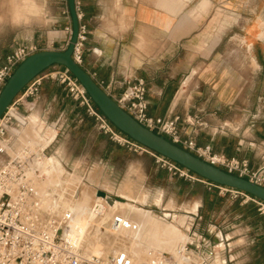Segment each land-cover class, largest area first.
<instances>
[{"label":"crops","instance_id":"obj_1","mask_svg":"<svg viewBox=\"0 0 264 264\" xmlns=\"http://www.w3.org/2000/svg\"><path fill=\"white\" fill-rule=\"evenodd\" d=\"M79 9L86 34L80 65L110 97L122 92L127 79L142 78L148 115L178 116L181 137L246 160L252 170L259 166L264 154V0H81ZM7 27L4 34L1 29ZM69 27L67 0H0V67L20 45L64 49ZM55 70L65 68L53 64L41 73ZM18 110L25 121L9 129L17 131L15 145H47L51 154L41 161L45 179L37 181L39 186L50 179L57 183L63 175L64 181L74 179L63 174L61 164L74 172L102 169L112 182L128 178L132 166L146 179L149 168L166 172L152 153L133 152L100 132L85 106L56 78L44 77L36 96L21 99ZM179 180L177 194L166 204L172 210L187 202L188 215L178 217L185 222L173 223L180 234L191 224L194 228L196 220L203 234V220L226 264H264V216L255 202L209 190L202 180L197 195H192L195 183L184 182L186 195L180 199ZM64 184L69 194L80 185V193H92L75 181ZM116 192L121 201H134L124 185ZM232 238L235 244L229 246Z\"/></svg>","mask_w":264,"mask_h":264},{"label":"built area","instance_id":"obj_2","mask_svg":"<svg viewBox=\"0 0 264 264\" xmlns=\"http://www.w3.org/2000/svg\"><path fill=\"white\" fill-rule=\"evenodd\" d=\"M80 2L81 0H74L78 19L81 17ZM68 30L71 31V27ZM85 39V29L79 25L71 54L72 59L78 64L82 61ZM35 51H37L35 45H20L6 56L0 67V89L17 64ZM48 76L67 85L73 98L78 99L85 106L87 113L94 118V124L100 132L133 152L152 153L158 167L179 177L202 180L209 190H215L219 194H229L233 197L243 195L250 198L255 202L257 212L264 216L263 200L199 176L194 178L195 173L149 150L116 129L92 102L82 85L66 69L55 70L33 77L0 116V264H172L175 261L172 255L167 257L161 252L151 253L142 263H135L123 250L86 255L81 252L80 243L73 244L65 238V231L75 215V211L70 209L68 204V200L70 201L68 196L71 197L73 194H69L62 183L38 186L37 181L45 179V174L41 172V161L51 156L47 153V145L36 146L25 141L16 146L17 131L9 132L10 128H18L25 121L24 115L18 110V102L36 96L42 79ZM146 90L142 78L127 79L124 89L114 100L141 125L163 135L172 143L212 165L264 186V154L259 166L252 170L246 160L226 157L213 152L209 146L198 145L191 138L181 137L177 125L178 116L163 118L148 115ZM186 122L191 123L189 119H186ZM61 166L65 173L76 177V174H73L76 172L66 169L62 164ZM105 211L106 201L103 197L94 200L90 205V213L95 218L102 216ZM107 224L113 232L138 229L136 223L119 213H113ZM189 229V238L192 239L177 249L185 263L226 264L209 239L196 235L192 224Z\"/></svg>","mask_w":264,"mask_h":264},{"label":"water","instance_id":"obj_3","mask_svg":"<svg viewBox=\"0 0 264 264\" xmlns=\"http://www.w3.org/2000/svg\"><path fill=\"white\" fill-rule=\"evenodd\" d=\"M71 18V33L67 46L62 50L42 49L26 56L13 69L0 89V116L19 93L36 75L53 64L63 66L85 89L87 95L108 121L119 131L145 146L149 150L176 162L197 176L206 180L232 187L264 201V186L244 177L212 165L182 147L172 143L163 135L141 125L110 97L92 76L72 59V50L79 29V20L74 0H67ZM101 197L110 195L97 190ZM111 197L119 198L118 196ZM110 201V198L107 197Z\"/></svg>","mask_w":264,"mask_h":264},{"label":"rangeland","instance_id":"obj_4","mask_svg":"<svg viewBox=\"0 0 264 264\" xmlns=\"http://www.w3.org/2000/svg\"><path fill=\"white\" fill-rule=\"evenodd\" d=\"M1 30L5 34L6 32H9L10 28L9 27L2 28ZM70 33H71V31H70ZM134 159L135 158L132 156L131 160L134 161ZM87 171L88 170H83L82 172L73 173V174H76V177L74 175H72V176H74V179H70V180L65 181V182L75 181L76 185L84 184V185H87L86 189L92 190V194L90 192H88V193L93 195L92 196L93 198L92 199L90 198V200H89L90 202L86 201L85 205H87V206H85V205L82 206L78 203V206L81 207L80 210H82V208L84 210L90 209V205L93 202V200L96 199V197H100L96 194L97 190H103L104 192H106L108 194L110 193V195L115 196L117 193L116 191L118 190L120 185H124V187L127 188V190H130L132 195H134V201H132L133 200L132 199L131 200L132 202L131 201H129V202L124 201L123 202V201H121L120 198H115V197L114 198L116 200L121 201L124 204V206L126 207L125 210H126L127 214H130V215L133 214L134 212H132V211H135V212L136 211H138V212H146L147 211V212L154 213L157 217H160L161 219L171 223L172 225H173V223L178 225V223L179 224L183 223V222L179 221L180 219L178 217H185L184 215H188V214L186 212L187 209L183 208L184 206H186L184 204H186L187 202L186 203L185 202L179 203V204L175 205V207L172 210H169L167 208V207H169V208L171 207V204H166L169 197L172 194H175V193L177 194V192L174 190L175 180L178 178L180 179L178 184H177V185H179V189H181L180 192H178L180 199H183V196L186 195V191H185L186 186H185L184 182H194L195 183V185L193 187L192 195H197L202 190V187H201V185L197 179L187 180V179H184L183 177H179L176 174H173L172 172L167 171V170L165 173L161 172L160 174H155L156 171L154 169L149 168V170H148L149 172L146 174L148 177L146 179L145 173H143L142 171H140V170H138L132 166L131 170L129 172H127L128 174L125 173V175L127 174L129 176L128 178L125 179L122 177L119 180L114 181V182H112L109 178H107L106 172L102 169H100L99 171L97 169L92 170L93 172L92 171L87 172ZM122 171L123 170H119L120 175H122V173H124ZM91 172L93 173L94 176H91ZM65 174L71 175L69 173H65ZM88 175H89V177L91 176V178L87 179ZM193 176H194V178L198 177L196 174H194ZM62 178L64 179V175L62 176ZM63 179L61 181H58L57 183L64 184L65 182ZM95 184H97V186H94ZM64 186H65V184H64ZM66 187L67 186H65V189L67 191ZM81 187H82L81 185L73 187L72 191H70V194L71 195L73 194V195L71 197H70V195L68 196V199H70V201L68 200L69 206H72V203H74V202L76 203V201L80 197H82V195L84 194V193H80ZM108 190H109V192H108ZM239 196H241L240 200H245V202H247V203L248 202L254 203V201H252L250 198L243 196V195H238V196H235L234 198H237ZM184 201H187V200H184ZM80 210L78 211L79 213L77 212V214H80V212H81ZM77 214H76V217L73 218L72 221L70 222L69 227L66 229L67 233H65V234H66V236H68L70 238L78 236L79 242L81 244L80 245L81 252L85 253L86 255L96 254V253H92V252H97V251L93 250L91 248V246H92L91 241H90V238L92 237L91 235H93V233L95 231L96 235L99 234V237L102 238L103 234L106 232V230L108 228V226L106 225L108 220L107 221H106V219L101 220L99 225H98V229L97 228L95 229V227H93V226L87 227V228H85V226H83L84 228L80 229V231H77L78 230L77 227H79V225L76 224L77 221H75L78 218ZM92 218L96 219L95 217H92ZM74 222H76V223H74ZM195 223L196 224H195L193 230L195 231L196 235H199V237L209 239L211 241L214 234L210 233L209 231H206V228L208 227V225H207L208 222L206 223L203 220L200 222V226L202 228L203 227L205 228L204 231L202 230L204 232L203 234L201 232H199V231H201V229L198 230V228H197V220L195 221ZM177 225H175V226L178 227ZM85 229L86 230L88 229L87 233L84 231ZM89 229H91V230H89ZM183 235L184 234L182 233L181 236H179L178 238L175 239L173 237L172 239H170L172 241L167 243L165 248H163L164 250L162 249V250H160V252L165 253L167 257L172 255L167 248H169V247L173 248V246L177 247V245L180 243V241L179 242H176V241L179 240L180 237H183ZM185 235L186 236L184 237V239H185L184 243L187 242L188 240L192 239V238H189L190 235L188 233V229H187V233H185ZM187 237H188V239H187ZM233 240H234V238L229 239V241H228V242H230L229 246H233L235 244V241L232 242ZM171 242H173V243H171ZM226 243H227V241H225L224 244L226 245ZM212 244L213 245L218 244L217 246H219V242H216V241H215V243L212 242ZM112 245L111 244L110 245L104 244V247H103L104 249L101 250V253L102 254H108L112 251H115V247H114V245L113 246ZM102 246H103V244H102ZM146 246H148V245L145 244L143 246V248L145 247V249H146ZM216 250L218 251V247H216ZM151 253L157 254L159 252L152 249ZM141 255L144 256V257H142L143 261L148 259V257H149V255L146 253L145 254L142 253ZM215 264H218V262H216Z\"/></svg>","mask_w":264,"mask_h":264},{"label":"bare ground","instance_id":"obj_5","mask_svg":"<svg viewBox=\"0 0 264 264\" xmlns=\"http://www.w3.org/2000/svg\"><path fill=\"white\" fill-rule=\"evenodd\" d=\"M41 172H43L42 167H41ZM54 173H57V172H54ZM51 182H52V179H50V181L48 183L45 182L44 185L50 184ZM40 187H42V186H40ZM86 192L82 195V197H80L76 201L77 204L74 202V203H72V206H70V209L75 211V215L73 218L76 217L77 212L81 208L78 206V203L83 206L86 204V201L88 202L90 200V198H93V197H91V194H92L91 192H90L91 194L86 193ZM107 197L110 198V201L107 199ZM107 197H103V199H105V201H106V211L104 212V215L99 217V218L93 219L92 218L93 216L90 213V209L84 210L82 208V210H80L81 212H80V214H77L78 218H77V220H75V221H77V223L74 222V223L79 225V227H77V229H78L77 231H80V229L84 228L83 226H85V228L93 226V227H95V229L96 228L98 229V225H99L100 221L103 219H106V221H107L113 213H119L122 216H124L125 218L129 219L131 222L136 223L138 225V229L137 230H120L118 232H113L110 230L109 225L107 224L108 222H107L106 225L108 226V228H107L105 233L103 232L104 234H103L102 238L99 237V234L96 235L95 231H94L93 235H91L92 237L91 238L89 237L91 244H92L91 248L93 250L97 251V252H92V253L99 254V253H101V250L104 249L103 248L104 244H107V245L113 244L115 247V250H123L133 259V261L135 263L136 262L142 263L143 262L142 257H144L141 255L142 253L143 254L146 253V254L150 255L152 249L160 252V250L165 248L167 243L172 241L170 239H172L173 237L176 239L179 236H181V234L177 231L175 226H173L171 223L161 219L160 217H157L154 213L147 212V211L146 212L136 211L137 212L136 213L135 211L131 210L136 215L134 213H133L134 215L133 214H131V215L127 214L126 210H125L126 207L124 206V204L121 201L116 200L109 195H107ZM98 198H101V196L96 197V199H98ZM96 199H94V200H96ZM85 206H87V205H85ZM183 222H185V221H183ZM89 230H91V229H89ZM84 231L87 233L88 229L87 230L85 229ZM65 233H67V232L65 231ZM64 235H65V238L68 241H70L71 243H73V244L80 243L78 236L70 238V237L66 236V234H64ZM185 236L186 235L184 234L183 237H180L179 240L176 241V242L180 241V243L177 245V247L173 246V248H171V247L167 248L175 260L174 262H172V264H188V263H185L184 260L182 259V257L177 253L178 247L180 245H182L185 241V239H184ZM187 239H188V237H187ZM171 243H173V242H171ZM102 244H103V246H102ZM145 244L148 245V246H146V249H145V247L143 248V246Z\"/></svg>","mask_w":264,"mask_h":264},{"label":"trees","instance_id":"obj_6","mask_svg":"<svg viewBox=\"0 0 264 264\" xmlns=\"http://www.w3.org/2000/svg\"><path fill=\"white\" fill-rule=\"evenodd\" d=\"M252 196V195H251Z\"/></svg>","mask_w":264,"mask_h":264}]
</instances>
